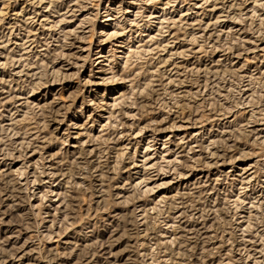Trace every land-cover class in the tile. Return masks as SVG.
<instances>
[{
	"label": "rangeland",
	"instance_id": "1",
	"mask_svg": "<svg viewBox=\"0 0 264 264\" xmlns=\"http://www.w3.org/2000/svg\"><path fill=\"white\" fill-rule=\"evenodd\" d=\"M0 264H264V0H0Z\"/></svg>",
	"mask_w": 264,
	"mask_h": 264
}]
</instances>
